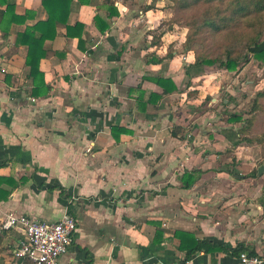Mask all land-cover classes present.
<instances>
[{
	"label": "crops",
	"instance_id": "0c3cea01",
	"mask_svg": "<svg viewBox=\"0 0 264 264\" xmlns=\"http://www.w3.org/2000/svg\"><path fill=\"white\" fill-rule=\"evenodd\" d=\"M7 2L30 17L5 37L0 31V177L11 180L0 186L8 192L0 221L16 214L54 223L68 212L77 228L61 264H239V252L264 258L259 157L210 111L217 99L191 88L196 68L185 71L194 54L182 49V34L162 26L170 1L73 0L67 24L84 27L81 40L56 23L39 62L50 91L40 97L30 94L27 48L16 39L47 13L42 0ZM110 3L117 15L109 18ZM157 77L171 79L176 92L151 104L150 93L161 90L145 79ZM115 126L129 132L116 139ZM192 171L185 188L183 175ZM21 240L17 230L1 235L0 264Z\"/></svg>",
	"mask_w": 264,
	"mask_h": 264
},
{
	"label": "trees",
	"instance_id": "16d2710c",
	"mask_svg": "<svg viewBox=\"0 0 264 264\" xmlns=\"http://www.w3.org/2000/svg\"><path fill=\"white\" fill-rule=\"evenodd\" d=\"M73 0H42V6L47 13L44 21H39L31 27H27L23 33L17 35L16 45H22L27 48L25 66L28 68L27 77L32 83L31 96L40 97L47 96L49 87L43 84V75L39 71V62L47 57V52L44 49L46 41L53 40L56 35L55 25L57 22L66 25V36L73 38L78 36L81 40V32L84 27L75 23L67 24L70 14V5ZM108 0V4H109ZM173 7L179 11H188L193 8H202V10L191 19V29L186 36L184 43L185 51H192L196 45L201 48L199 53H194V63L186 67L185 74L188 75V70L191 68H216L238 74L243 66L249 62V56L253 59L264 63V49L259 53H253L251 48L261 44V37L264 34V0H168ZM82 2V0H80ZM0 5H4V9H0V31L2 36L7 35L8 28L12 24H25L26 18L30 17L29 12L23 16L15 13L14 4L7 0H0ZM114 10V11H113ZM117 15L113 3L108 7V17ZM96 25H99L101 19L96 15L94 17ZM108 27L104 25L101 32H105ZM222 36L217 43H208L210 40ZM162 35L158 37L160 41ZM203 43V44H202ZM170 55H167L169 57ZM111 59H114L111 57ZM148 82L157 86L161 92L150 93L148 102L158 104V102L166 95L176 92V86L169 78H147ZM264 98V90L258 92L254 101V108L257 107L256 100ZM149 103V104H150ZM229 122H239V116H232L228 119ZM250 123L251 120L245 121L244 124ZM244 128V127H243ZM128 130L112 127L113 136L118 139L120 133H128ZM244 132V130H243ZM173 136H175L173 134ZM257 140V139H256ZM243 142L253 143L251 139L243 138ZM196 171L185 173L183 179L190 181L185 188H189L195 180ZM256 175V170L253 171ZM11 180L0 177V186L8 184ZM59 189V188H58ZM62 191V189H59ZM8 192L0 189V200L6 199ZM263 209H264V191H263ZM200 244H197L193 249H185L189 256L196 250L200 249ZM239 252L238 256L240 255ZM253 256L252 254H248ZM17 263L32 264L26 258L19 259Z\"/></svg>",
	"mask_w": 264,
	"mask_h": 264
},
{
	"label": "rangeland",
	"instance_id": "374dc122",
	"mask_svg": "<svg viewBox=\"0 0 264 264\" xmlns=\"http://www.w3.org/2000/svg\"><path fill=\"white\" fill-rule=\"evenodd\" d=\"M170 9L172 11V16L171 18L168 17V21H164L162 26L165 30L173 28L178 34H182V38L179 41L182 45V49H184L186 36L191 29V19L193 16L197 15L202 8L179 11L171 6ZM221 37L220 35L210 40L208 43H217L221 40ZM260 41L261 43L264 42V34ZM192 49L194 53L202 54L203 52H200L201 48H198L197 45ZM216 67L217 66L207 69H193V74L191 76L193 87L191 88H195L198 92L201 91V97H205L208 93L217 99L216 108H210V111L214 113L219 112L223 123L229 124L232 129L238 130L241 135L246 136L245 138L253 141V143L246 142L247 144H245L253 146V150L249 153L251 155H258L261 167L264 165V98L256 100V108H254V101L257 93L264 90V63L249 56V62L243 66L238 74L230 73ZM196 97L199 96L197 95ZM207 105L208 101L205 102L203 109L199 108V106L194 108L195 114L203 112L207 109ZM235 115L239 116L241 121L230 123L226 121ZM249 119L251 120V125L249 122L244 124V122L249 121ZM238 173L242 172L238 171ZM263 175L264 173L261 176ZM6 258L8 260L6 264H15L16 257L14 253L10 252Z\"/></svg>",
	"mask_w": 264,
	"mask_h": 264
},
{
	"label": "built area",
	"instance_id": "2783aa9c",
	"mask_svg": "<svg viewBox=\"0 0 264 264\" xmlns=\"http://www.w3.org/2000/svg\"><path fill=\"white\" fill-rule=\"evenodd\" d=\"M77 228L75 219L66 212L57 222L37 221L25 215L7 214L0 221V237L4 232L19 231L23 240L17 243L15 264L26 258L32 264H61L73 241ZM239 264H264V258L240 253Z\"/></svg>",
	"mask_w": 264,
	"mask_h": 264
},
{
	"label": "water",
	"instance_id": "95a60500",
	"mask_svg": "<svg viewBox=\"0 0 264 264\" xmlns=\"http://www.w3.org/2000/svg\"><path fill=\"white\" fill-rule=\"evenodd\" d=\"M263 49H264V42H262L260 45H258L256 47L251 48V51L253 53H259V52L263 51ZM257 172H258V175L261 176L264 173V165L259 167Z\"/></svg>",
	"mask_w": 264,
	"mask_h": 264
}]
</instances>
